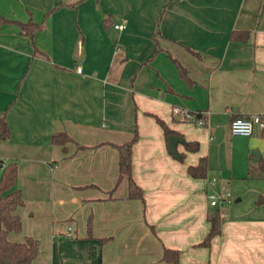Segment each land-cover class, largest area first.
<instances>
[{
	"label": "crops",
	"instance_id": "obj_1",
	"mask_svg": "<svg viewBox=\"0 0 264 264\" xmlns=\"http://www.w3.org/2000/svg\"><path fill=\"white\" fill-rule=\"evenodd\" d=\"M0 15L13 21L0 25V113L10 130L0 159L17 163L23 198L21 230L7 238L37 240L30 264H164V248L179 251L178 264H264V204H255L264 138L229 132L236 117L264 115V0H0ZM29 20L40 25L32 42L14 23ZM233 31L249 40H230ZM176 108L204 114V125ZM156 119L198 149L178 144L179 161ZM55 132L73 142L51 144ZM135 133L141 200L128 197L126 178L116 184L114 145ZM202 157L207 175L192 178L187 167ZM208 187L230 202L210 207ZM215 209L220 234L197 246Z\"/></svg>",
	"mask_w": 264,
	"mask_h": 264
},
{
	"label": "trees",
	"instance_id": "obj_2",
	"mask_svg": "<svg viewBox=\"0 0 264 264\" xmlns=\"http://www.w3.org/2000/svg\"><path fill=\"white\" fill-rule=\"evenodd\" d=\"M10 21L0 15V25ZM17 24L20 33L27 36L31 42L33 34L39 29L40 25L28 21L26 23L14 21ZM111 21L109 17L103 20L104 28H109ZM249 31H233L230 35V40L237 42H247L250 37ZM35 54H40L36 49ZM179 73L186 78L183 68L178 66ZM161 126L166 138L171 135H177L176 132L170 130L160 119H156ZM261 136L264 138V128L260 130ZM10 130L5 119V113H0V140L5 141L9 138ZM137 135L127 142L119 145H114L118 152V176L116 184L123 178L128 180V197L130 199H142V191L133 181L131 176V150L132 145L136 141ZM182 138V137H181ZM183 140V138H182ZM51 144L64 145L67 142H73L66 133L55 132L50 137ZM183 146L187 152H195L198 149L197 142H187L183 140ZM79 148H82L81 146ZM92 148V147H90ZM177 159L183 161L184 154H177ZM259 169L264 178V160H258ZM208 160L205 157L199 159L195 166L187 167V173L192 178H205L208 172ZM17 175V163L15 161H5L0 159V263L2 264H30L37 255L38 243L37 240L26 238L23 242H11L7 235L10 232H19L21 230V220L16 214V209L23 205L21 191L15 187ZM256 205L264 204V196L260 195L255 201ZM207 221L210 223V228L204 239L197 244L201 247H209L211 240L220 234L221 222L220 213L217 209L207 214ZM87 233L91 234V220H87ZM161 260L164 264H178L179 251L175 249L164 248Z\"/></svg>",
	"mask_w": 264,
	"mask_h": 264
},
{
	"label": "built area",
	"instance_id": "obj_3",
	"mask_svg": "<svg viewBox=\"0 0 264 264\" xmlns=\"http://www.w3.org/2000/svg\"><path fill=\"white\" fill-rule=\"evenodd\" d=\"M114 29H121L122 25L115 24ZM77 71L80 72V68H77ZM173 114L182 118L184 121L193 123L198 126L204 125V114L202 113H187L180 109H174ZM264 128V115L261 114H251L246 117H236L230 121L229 132L231 135L236 136H250L253 134L254 130H261ZM211 182L208 183L210 185ZM207 200L210 207H222L227 205L230 202V194L219 193L212 190L210 187L207 189L206 193ZM66 238H72L74 236L73 227L71 225H66V231L64 233Z\"/></svg>",
	"mask_w": 264,
	"mask_h": 264
},
{
	"label": "water",
	"instance_id": "obj_4",
	"mask_svg": "<svg viewBox=\"0 0 264 264\" xmlns=\"http://www.w3.org/2000/svg\"><path fill=\"white\" fill-rule=\"evenodd\" d=\"M183 140L181 137L177 135H171L167 138V148L171 155L174 157L177 156L176 146L178 144H182ZM253 154L255 155V160L258 159L259 155L257 151H254Z\"/></svg>",
	"mask_w": 264,
	"mask_h": 264
},
{
	"label": "rangeland",
	"instance_id": "obj_5",
	"mask_svg": "<svg viewBox=\"0 0 264 264\" xmlns=\"http://www.w3.org/2000/svg\"><path fill=\"white\" fill-rule=\"evenodd\" d=\"M231 198V197H230Z\"/></svg>",
	"mask_w": 264,
	"mask_h": 264
}]
</instances>
